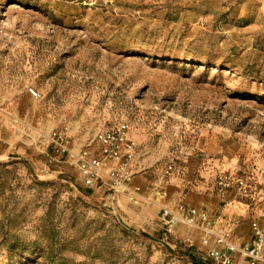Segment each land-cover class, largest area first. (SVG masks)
Here are the masks:
<instances>
[{
	"label": "rangeland",
	"instance_id": "obj_1",
	"mask_svg": "<svg viewBox=\"0 0 264 264\" xmlns=\"http://www.w3.org/2000/svg\"><path fill=\"white\" fill-rule=\"evenodd\" d=\"M120 122L148 172L138 204L87 187L50 143ZM172 161L160 199L153 172ZM224 170L246 173L252 198L223 197ZM184 190L250 239L264 207V0H0V264H193L189 234L203 260L196 232L166 238L157 221Z\"/></svg>",
	"mask_w": 264,
	"mask_h": 264
},
{
	"label": "built area",
	"instance_id": "obj_2",
	"mask_svg": "<svg viewBox=\"0 0 264 264\" xmlns=\"http://www.w3.org/2000/svg\"><path fill=\"white\" fill-rule=\"evenodd\" d=\"M30 92L37 95L34 88H30ZM128 131L127 122H120L97 131L92 139L80 144H74L75 141L66 134L54 131L50 143L59 146L62 157L72 159L87 187L106 196L123 193L131 203L138 204L144 197V190L140 184L134 183V179L145 168L137 165L142 149L128 136ZM212 157L211 154H202V163L206 164ZM174 168L175 162L172 161L162 172H153L158 178V185L151 193L155 192L160 199L168 195L167 181ZM244 174L234 177L228 170L218 173L216 184L221 195L225 197L227 192L234 191L239 198H252L253 189ZM187 195L188 191L184 190L173 204H161L158 210L157 221L166 238L179 239L173 228L176 224H184L198 234V244L205 247L204 261L209 259L214 264H264V207L258 220L252 223L250 239L241 243L235 235L237 219H227L223 213L214 214L208 207L193 205L188 202ZM223 202L226 206L229 201L224 198ZM181 241L188 249L197 245L196 238L191 234Z\"/></svg>",
	"mask_w": 264,
	"mask_h": 264
},
{
	"label": "crops",
	"instance_id": "obj_3",
	"mask_svg": "<svg viewBox=\"0 0 264 264\" xmlns=\"http://www.w3.org/2000/svg\"><path fill=\"white\" fill-rule=\"evenodd\" d=\"M146 173H148V172H144V173H142V174H139V175H137L136 177H135V179H134V183H137V184H141V185H143V186H146L147 184H148V181L149 180H147V177H146ZM172 185V184H171ZM170 185V187H169V189H170V191H171V194L174 196V198H175V196L177 195V192H178V190H179V188L178 187H176V186H171ZM189 192H190V188H189ZM192 200V197L191 198H189V202ZM191 203V202H190ZM192 204V203H191ZM228 206V205H227ZM226 206V207H227ZM239 210H242L243 209V207H240V208H238ZM245 210V209H244Z\"/></svg>",
	"mask_w": 264,
	"mask_h": 264
},
{
	"label": "trees",
	"instance_id": "obj_4",
	"mask_svg": "<svg viewBox=\"0 0 264 264\" xmlns=\"http://www.w3.org/2000/svg\"><path fill=\"white\" fill-rule=\"evenodd\" d=\"M186 254L189 255L193 264H208L206 261L202 260L201 258L194 256V254L191 252L190 248L187 249Z\"/></svg>",
	"mask_w": 264,
	"mask_h": 264
}]
</instances>
